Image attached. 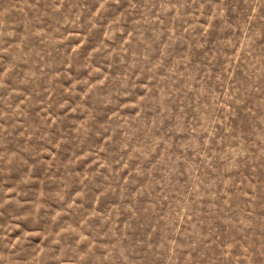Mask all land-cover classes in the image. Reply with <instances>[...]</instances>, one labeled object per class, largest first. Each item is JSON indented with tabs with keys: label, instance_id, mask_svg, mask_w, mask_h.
Returning a JSON list of instances; mask_svg holds the SVG:
<instances>
[{
	"label": "rangeland",
	"instance_id": "374dc122",
	"mask_svg": "<svg viewBox=\"0 0 264 264\" xmlns=\"http://www.w3.org/2000/svg\"><path fill=\"white\" fill-rule=\"evenodd\" d=\"M0 264H264V0H0Z\"/></svg>",
	"mask_w": 264,
	"mask_h": 264
}]
</instances>
